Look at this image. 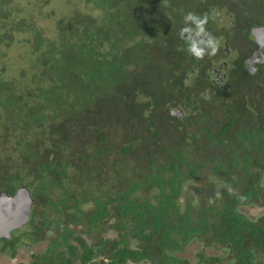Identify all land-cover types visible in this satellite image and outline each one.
<instances>
[{
    "label": "trees",
    "instance_id": "16d2710c",
    "mask_svg": "<svg viewBox=\"0 0 264 264\" xmlns=\"http://www.w3.org/2000/svg\"><path fill=\"white\" fill-rule=\"evenodd\" d=\"M41 1L0 0V48L33 36L28 68L0 71V191L27 186L28 225L63 246L33 264H192L191 242L196 264H264V211L244 212L264 207V71L242 58L218 86L207 41L222 9L250 39L264 0H84L47 12L52 37L17 19Z\"/></svg>",
    "mask_w": 264,
    "mask_h": 264
},
{
    "label": "flooded vegetation",
    "instance_id": "af4514ba",
    "mask_svg": "<svg viewBox=\"0 0 264 264\" xmlns=\"http://www.w3.org/2000/svg\"><path fill=\"white\" fill-rule=\"evenodd\" d=\"M231 26L232 27L229 28L225 27V31L221 32L220 36H217L215 34V38L207 39L204 36H201L200 40H196V38L194 37L197 44L201 40L205 41L207 39V41L211 43V46L216 50V53L219 52V55L216 58L218 62H216L212 68V73L214 76L213 80L218 86H222L224 82L227 81V72L231 67H234V62L236 60H240L242 58L245 64L244 69L246 73L248 72L254 75L258 70L264 71V38H262V35H264V33L262 30L260 32H257L259 36L258 39L255 38V35L253 33V28H255L256 26H264V21L257 23L251 28L250 39L245 38L246 32L244 33L243 30L237 31V27L233 19L231 21ZM197 33L198 32H196V34ZM218 40H223V44L218 43ZM219 47H221V49ZM220 50H223L224 54L220 52ZM241 51H244V56H242ZM250 108L252 110H255L252 107ZM6 191L8 190L4 189L3 191H0V196H2ZM8 194L9 196L15 195V193H10L9 191ZM4 217V213L2 214V216L0 215V221H2ZM30 218L23 225H17L18 223L11 224L7 233L0 228V264L8 263L9 259L12 258H16L18 261L22 260L21 256L24 257L25 252H27L30 257V259L28 260L29 262L19 264H33L34 260L36 262H41L44 255L56 259V257L51 256H56L58 254V250L60 248H63V246H58V244L49 245L48 238H41L39 231L36 229V227L39 229V223L36 224V227L28 225ZM20 235L22 239L19 238ZM11 238H18L20 240L16 241L15 244L8 243V241L6 240ZM41 244H44V246L39 248ZM198 245H200L201 248L205 249V245ZM52 246L54 247L52 248ZM208 252L211 254L212 250L209 249Z\"/></svg>",
    "mask_w": 264,
    "mask_h": 264
},
{
    "label": "rangeland",
    "instance_id": "374dc122",
    "mask_svg": "<svg viewBox=\"0 0 264 264\" xmlns=\"http://www.w3.org/2000/svg\"><path fill=\"white\" fill-rule=\"evenodd\" d=\"M35 0H14L13 4L17 6H25L28 3H33ZM49 4L47 6H44L42 9V1L39 2L40 10L36 8H32L33 11L29 10L28 13L24 14V11L27 12V7H24V11L21 13V15L17 18H26L27 21H34L36 23V26L40 29L45 30V34L49 35V37H52V35H55L54 31V25H53V20L48 17L47 12L53 11L55 12V18L60 17L62 15L68 14L70 12H74L76 9L79 11H84L85 10V1L84 0H48ZM230 4H232L235 7L242 8V11L247 10V6L242 5L243 0H226ZM33 12V13H32ZM92 13L96 14L97 10L91 11ZM212 13L216 17V20L219 22L220 27H232L231 26V15L226 11V10H212ZM53 18V19H55ZM14 37H16V41L14 42L13 45L9 46L8 48L6 47L5 49L0 48L1 50V56L4 57V66L0 67V71H5V77L6 78H13L16 76V73L18 69L22 68H28L29 66V60H30V52L29 48L24 45V43L18 42V38H25L29 37L30 41H32L33 36L31 34H22V33H16L13 32ZM205 38H207L205 36ZM201 37L198 38L200 40ZM203 41V40H202ZM200 41V42H202ZM199 42V41H198ZM199 42V43H200ZM198 43V44H199ZM218 43L223 44V40L220 41L218 40ZM2 69V70H1ZM157 73L155 67H147V75L151 78ZM264 211V207L262 206H256L252 205L251 207L245 208L244 212L251 218H257L260 213ZM114 233L110 232L107 234V236H113ZM192 245L189 247V249L186 251L187 257L192 261V264H196L194 257L195 253L200 250V245L191 242ZM44 244H41L39 248L43 247ZM38 249V248H37ZM22 260H17L16 258L9 259L8 263L4 264H19V263H24V262H29L28 260L30 259L29 255L27 252L24 253V257L21 256ZM131 264H137L131 262ZM138 264H148L145 262L138 263Z\"/></svg>",
    "mask_w": 264,
    "mask_h": 264
},
{
    "label": "water",
    "instance_id": "95a60500",
    "mask_svg": "<svg viewBox=\"0 0 264 264\" xmlns=\"http://www.w3.org/2000/svg\"><path fill=\"white\" fill-rule=\"evenodd\" d=\"M259 29H264V26H256L253 28V33L256 39L259 38L257 34ZM199 37H201V35L200 33H197L195 35L196 40H198ZM262 38H264V35H262ZM171 112L176 115H182L183 113L180 108L172 109ZM33 202L34 199L31 196V191L27 187L22 186L18 188L14 196H9L8 191L4 192V194L0 196V212L3 210V213H7L5 218L11 221L9 226L16 223H18L17 225H23L30 218ZM3 225L5 229L9 231L8 225L4 222Z\"/></svg>",
    "mask_w": 264,
    "mask_h": 264
},
{
    "label": "clouds",
    "instance_id": "9594fccd",
    "mask_svg": "<svg viewBox=\"0 0 264 264\" xmlns=\"http://www.w3.org/2000/svg\"><path fill=\"white\" fill-rule=\"evenodd\" d=\"M199 33V32H198ZM175 109V108H174ZM22 186H25V185H19L18 187H17V189H16V191L18 190V188H20V187H22ZM25 187H27V186H25ZM28 188V187H27ZM29 189V188H28ZM30 190V189H29ZM16 191L14 192L15 194H16ZM31 191V190H30ZM31 196H32V198L34 199V202H33V205H32V208H33V206H34V203H35V198L33 197V195H32V192H31ZM3 210H1V212H0V215L2 216V214H3ZM31 212H32V210H31ZM4 215H5V217H6V215H7V213H4ZM30 216H31V214H30ZM3 218V220L2 221H0V226L2 227H0L1 229H3L5 232H7V230L5 229V227H4V225H3V222L4 223H6L7 225H8V227H9V223L11 222L10 220H8L7 218ZM49 217V216H48Z\"/></svg>",
    "mask_w": 264,
    "mask_h": 264
},
{
    "label": "bare ground",
    "instance_id": "6f19581e",
    "mask_svg": "<svg viewBox=\"0 0 264 264\" xmlns=\"http://www.w3.org/2000/svg\"><path fill=\"white\" fill-rule=\"evenodd\" d=\"M263 31V33H264V29H259L257 32H260V31ZM226 61V60H225ZM227 116V115H226ZM260 135V134H259ZM142 173V172H141ZM11 174V173H10ZM189 231V230H188ZM127 239V238H126ZM89 247V246H88ZM137 254V253H136Z\"/></svg>",
    "mask_w": 264,
    "mask_h": 264
}]
</instances>
